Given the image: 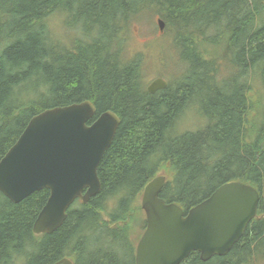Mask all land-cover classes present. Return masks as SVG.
Segmentation results:
<instances>
[{"label": "trees", "instance_id": "trees-1", "mask_svg": "<svg viewBox=\"0 0 264 264\" xmlns=\"http://www.w3.org/2000/svg\"><path fill=\"white\" fill-rule=\"evenodd\" d=\"M56 13L79 36L52 35ZM147 14L162 20L181 65L179 81L155 93L143 84L141 55H126L130 26ZM222 41L220 59L204 52ZM257 88L264 0H0V159L43 110L89 101L94 118L107 110L120 118L97 168L100 192L75 201L60 229L32 232L48 190L17 204L0 192V264H135L141 236L131 242L127 221L143 214L142 190L160 171L159 197L185 213L225 183L259 194L257 218L228 255L202 262L192 252L181 264H264V121L259 139L245 129ZM189 108L204 126L179 132Z\"/></svg>", "mask_w": 264, "mask_h": 264}, {"label": "water", "instance_id": "water-1", "mask_svg": "<svg viewBox=\"0 0 264 264\" xmlns=\"http://www.w3.org/2000/svg\"><path fill=\"white\" fill-rule=\"evenodd\" d=\"M156 24L163 31L162 20ZM166 86L164 79H155L146 90L155 93ZM261 109L264 121V104ZM95 114L89 101L43 110L0 159V192L11 203L49 191L32 225L35 235L60 229L76 200L87 204L101 190L97 168L120 118L109 110ZM165 182L166 176L158 175L142 190L146 225L136 243L135 264H181L192 252L202 262L224 257L256 218L259 194L250 185L225 183L185 213L159 197ZM55 264L72 263L64 258Z\"/></svg>", "mask_w": 264, "mask_h": 264}, {"label": "rangeland", "instance_id": "rangeland-1", "mask_svg": "<svg viewBox=\"0 0 264 264\" xmlns=\"http://www.w3.org/2000/svg\"><path fill=\"white\" fill-rule=\"evenodd\" d=\"M150 16L151 15L147 14V16L140 18L141 20L139 22L130 26L131 33L128 35L126 55L128 57L136 56V54L141 55V76L145 87L149 86L153 80L161 78H163L167 84H173L180 79L179 73H181V65L177 59L178 55L173 52V41L170 39V33L164 29H162L163 31L158 30L156 25V15ZM47 22L50 33L60 39L61 43L68 42V40L70 41L73 36H79V34H77V29L71 30L67 27L66 22H64V14H53L48 18ZM216 40L218 39L216 38ZM220 41L221 40H219V42ZM223 43L224 42L222 41L219 46L208 45L203 50L207 54L220 59L221 55L224 54L222 51ZM255 95L257 98L252 100L251 106H253V108L245 118L247 122L245 129H253L251 132V135L253 136L252 140L261 137L259 129L261 128L260 119H262L261 107L264 104V89L257 88ZM202 121H204V119H201V116H199L197 112H194L189 108V110H186L183 117L177 122V129L179 132L196 131L200 126H204ZM158 173L164 175L163 171ZM138 203L140 204V200ZM141 218V221L143 222L144 212L142 215L141 213L132 214L130 221H127L129 222V226L126 230L127 234L130 235L131 242H135L138 237L143 234L142 230L139 229L140 226L138 222ZM17 264L20 263L17 262Z\"/></svg>", "mask_w": 264, "mask_h": 264}, {"label": "flooded vegetation", "instance_id": "flooded-vegetation-1", "mask_svg": "<svg viewBox=\"0 0 264 264\" xmlns=\"http://www.w3.org/2000/svg\"><path fill=\"white\" fill-rule=\"evenodd\" d=\"M70 261H71L72 264H75V263L72 262V260H70ZM59 262H60V261H59Z\"/></svg>", "mask_w": 264, "mask_h": 264}, {"label": "bare ground", "instance_id": "bare-ground-1", "mask_svg": "<svg viewBox=\"0 0 264 264\" xmlns=\"http://www.w3.org/2000/svg\"><path fill=\"white\" fill-rule=\"evenodd\" d=\"M159 19H160V18H159ZM159 19H157V21H158Z\"/></svg>", "mask_w": 264, "mask_h": 264}]
</instances>
